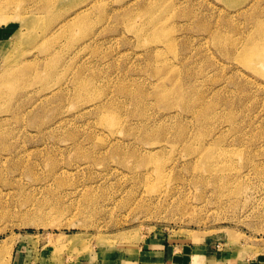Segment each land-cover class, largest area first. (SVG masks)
<instances>
[{
  "label": "rangeland",
  "instance_id": "obj_1",
  "mask_svg": "<svg viewBox=\"0 0 264 264\" xmlns=\"http://www.w3.org/2000/svg\"><path fill=\"white\" fill-rule=\"evenodd\" d=\"M151 242L264 261V0H0V264Z\"/></svg>",
  "mask_w": 264,
  "mask_h": 264
},
{
  "label": "crops",
  "instance_id": "obj_2",
  "mask_svg": "<svg viewBox=\"0 0 264 264\" xmlns=\"http://www.w3.org/2000/svg\"><path fill=\"white\" fill-rule=\"evenodd\" d=\"M157 244V243H156ZM19 246V245H17ZM16 246L12 254L10 264H27L26 263V250L28 246L25 244ZM193 250L189 246H178L173 244H149L148 247L141 252L139 259L136 261L137 264H193ZM199 257L200 263L206 262L208 258ZM29 264H36L30 262ZM71 264H82V262H74ZM248 264H264V261L259 263L257 261H251Z\"/></svg>",
  "mask_w": 264,
  "mask_h": 264
},
{
  "label": "bare ground",
  "instance_id": "obj_3",
  "mask_svg": "<svg viewBox=\"0 0 264 264\" xmlns=\"http://www.w3.org/2000/svg\"><path fill=\"white\" fill-rule=\"evenodd\" d=\"M69 21H70V19H66V20H64V22H63V21L57 22V23L55 24V26H56V27L58 26V27L60 28V27L63 26L64 23H67V22H69ZM227 154H228V152H227L226 150H223V151H222V155H224V157H225ZM249 163H250L249 166H251L252 163H251V162H249ZM249 163H248V164H249ZM246 166H247V165H246ZM254 166H255V165H254ZM252 167H253V166H252ZM247 170H248V169H247ZM237 172H242V171L239 170V171H237ZM248 172H249V171H248ZM248 172H246V173H248ZM246 173H245V174H246ZM246 175H247V174H246Z\"/></svg>",
  "mask_w": 264,
  "mask_h": 264
}]
</instances>
